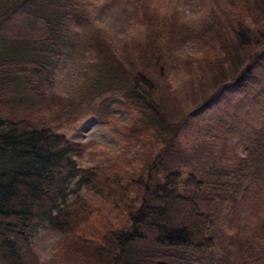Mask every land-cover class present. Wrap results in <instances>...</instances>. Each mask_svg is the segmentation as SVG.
I'll use <instances>...</instances> for the list:
<instances>
[{
	"label": "trees",
	"instance_id": "trees-1",
	"mask_svg": "<svg viewBox=\"0 0 264 264\" xmlns=\"http://www.w3.org/2000/svg\"><path fill=\"white\" fill-rule=\"evenodd\" d=\"M146 1L0 0V264H43L40 225L71 245L51 263L264 264V0ZM88 116L124 160L78 166L56 129Z\"/></svg>",
	"mask_w": 264,
	"mask_h": 264
},
{
	"label": "rangeland",
	"instance_id": "rangeland-1",
	"mask_svg": "<svg viewBox=\"0 0 264 264\" xmlns=\"http://www.w3.org/2000/svg\"><path fill=\"white\" fill-rule=\"evenodd\" d=\"M126 0H122L124 2ZM149 0L146 2L148 3ZM191 0H153V3H149L150 7L156 8L158 12H165L167 9L176 5L179 9L183 10V16L185 19L194 20L200 18L208 10L209 5L205 8H200L201 4L199 0H195L191 5L188 2ZM122 4V3H116ZM98 5H100L98 3ZM192 6L188 10H184L182 7ZM99 7V6H98ZM98 7L96 9H98ZM109 13V14H108ZM124 15L119 12L118 8H113L112 13H103L101 10H97L96 19L98 21L99 28L102 31H110L112 33L117 31H125V20ZM136 35L138 31L145 33V29L137 27L135 29ZM124 33V32H123ZM122 33V34H123ZM133 33V31H127V34ZM119 35V34H118ZM189 78L186 74L179 71L174 65L168 68V84L171 89L183 90L188 85ZM62 127L56 129L61 132L69 140L81 142L83 145L82 152L76 157L78 166H88L96 162L102 163L106 159L111 162L113 159L123 157L125 158V152H129L128 149H124L125 141L120 137L117 130V125L114 123L101 122L98 119L92 118L91 116L84 117L78 122H70L69 124H61ZM108 150L110 152H107ZM125 164V163H124ZM117 165V164H116ZM95 221L91 225H96ZM90 223L88 228L91 227ZM84 226H82L83 228ZM64 236L51 231L46 225H40L34 234V244L36 249V258L38 262L48 264H59L58 260L54 263L50 262L51 257L54 253L60 255L68 254V248L71 246L70 243H66L63 240Z\"/></svg>",
	"mask_w": 264,
	"mask_h": 264
}]
</instances>
